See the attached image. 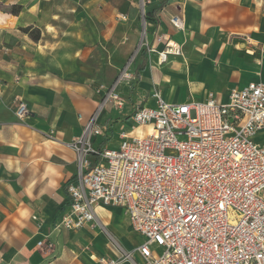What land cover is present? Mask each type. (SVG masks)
I'll return each mask as SVG.
<instances>
[{
	"label": "crops",
	"instance_id": "0c3cea01",
	"mask_svg": "<svg viewBox=\"0 0 264 264\" xmlns=\"http://www.w3.org/2000/svg\"><path fill=\"white\" fill-rule=\"evenodd\" d=\"M139 2L0 0L6 7H21L18 15L0 12V264H84L78 259L87 262L86 250L81 248L88 244L96 250V264H101V258L122 257L116 254V246L132 251L144 242L127 212L118 207L96 208L97 222L83 230H53L71 203L67 186L77 179V154L69 144L80 137L104 96V91L87 84L85 62L99 45L119 41L121 16L138 30ZM144 3V40L163 46L164 41L158 43L149 33L152 29L165 42L182 45V55L160 64L158 53L163 47L153 52L148 66L137 65L138 94L133 102L127 98L132 112L124 117L113 113L106 119L104 110L98 124L105 131L96 144L117 147L121 133L132 130L133 111L138 106H155L153 95L158 91L170 104L204 101L209 92L224 103L232 89L264 83V0ZM176 16L183 21L181 30L171 23ZM10 17L15 20L8 26ZM26 29L39 30L38 39ZM192 43L204 48L185 50ZM181 73L202 93L191 91V96L178 97H173L171 89L164 93L161 83L177 85ZM22 102L29 115L20 120L16 110ZM256 140L264 145V130ZM130 235L138 239L136 245ZM40 241H52L62 254L67 253L56 259L55 246L43 249ZM120 264L144 263L134 253L132 260Z\"/></svg>",
	"mask_w": 264,
	"mask_h": 264
},
{
	"label": "built area",
	"instance_id": "2783aa9c",
	"mask_svg": "<svg viewBox=\"0 0 264 264\" xmlns=\"http://www.w3.org/2000/svg\"><path fill=\"white\" fill-rule=\"evenodd\" d=\"M181 21L171 23L181 30ZM158 55L167 63L182 55V45L169 40ZM133 79L128 69L120 82ZM116 87L69 144L77 179L53 230H83L97 222L96 208L118 207L144 239L134 250L144 264H264V145L256 140L264 130V83L232 89L224 103L209 92L204 101L170 104L156 92V105L138 106L132 130L109 147L96 144L105 131L98 119L110 104L124 106ZM28 115L20 103L16 116ZM134 253L100 263L120 264Z\"/></svg>",
	"mask_w": 264,
	"mask_h": 264
},
{
	"label": "rangeland",
	"instance_id": "374dc122",
	"mask_svg": "<svg viewBox=\"0 0 264 264\" xmlns=\"http://www.w3.org/2000/svg\"><path fill=\"white\" fill-rule=\"evenodd\" d=\"M139 6H140V14L138 18V30L135 28H132L129 20H117L119 25V35L120 39L116 43H109L105 46L99 45L97 49L92 51L89 60L85 62L86 71L85 74L87 75V84L90 85L93 89L96 91H104L103 95L105 96L106 92L108 90L113 89L116 85V91L120 94V97L124 101V106L122 108H118L116 106H113L110 104L105 108L107 109L106 113V119L111 116V114L114 113V115H120L122 117L127 116L130 114L133 110V107H131V103L127 101V98L133 102V97L138 94L137 91V82L139 80V76L136 73L137 65L141 66L143 63L145 66H148L150 64V61L152 59L153 53L148 51V48H156L157 50L161 51L164 47L166 48L165 39L163 36L158 35L156 32H152V29H149V33L154 34L156 37V41L158 43L163 42V46L160 48L154 45H148L147 40H144V29H145V14H144V2L145 0H139ZM21 7L19 6H10L6 7L3 4L0 3V12L3 13H9L11 15H15L13 13H16L18 15V11ZM1 15V14H0ZM150 16V15H149ZM15 19L10 17L8 19V26L14 21ZM4 26V27H8ZM1 27V25H0ZM26 31H30V29H26ZM137 33L138 37L137 39L133 38V33ZM30 36L34 39L38 38L40 35L39 30L33 29L29 32ZM185 50L188 48H195L200 47L204 48V46H199L197 44H186ZM183 48V46H182ZM163 49V50H164ZM183 52V49H182ZM181 57V55H180ZM173 59V57H171ZM139 60V61H138ZM130 70L134 72V79L132 81H126L123 80L120 82V78L122 77L124 71ZM183 76H182V75ZM179 74L181 79H178L179 82L176 85H167L164 83H161V89L164 91V93H167V89H171V94L173 97H178L181 95H190L191 91L193 94L198 95L202 93V90L195 91L197 88L196 86H191L187 80V78H184L186 75L184 73ZM124 89L125 92L120 93V90ZM158 93L161 94L160 91ZM103 96V98H104ZM100 104H103V99ZM134 105V104H133ZM105 121V120H104ZM260 134V133H259ZM258 134V136H259ZM105 216H107V213H104ZM132 239V243L136 245L137 238L130 235L129 236ZM134 237V238H133ZM88 247V250H87ZM118 247V256L125 255V253H134V250L132 251H125L121 247ZM59 246L55 245L56 251H58V255L56 256V259L62 258L64 252L62 254V251H59ZM58 249V250H57ZM82 250H86V254L84 255V258L87 260V262L84 261V259L79 258L84 264H96V258L93 256V253L96 252L92 244H88L86 247L82 246ZM106 253L111 254L110 250H106ZM62 260V259H61ZM63 262H67L66 260H62ZM61 261V262H62Z\"/></svg>",
	"mask_w": 264,
	"mask_h": 264
},
{
	"label": "bare ground",
	"instance_id": "6f19581e",
	"mask_svg": "<svg viewBox=\"0 0 264 264\" xmlns=\"http://www.w3.org/2000/svg\"><path fill=\"white\" fill-rule=\"evenodd\" d=\"M179 26L181 27V29H183V21H181V24H179ZM177 50L175 49V54L177 55L178 52H176ZM174 54V53H173Z\"/></svg>",
	"mask_w": 264,
	"mask_h": 264
},
{
	"label": "trees",
	"instance_id": "16d2710c",
	"mask_svg": "<svg viewBox=\"0 0 264 264\" xmlns=\"http://www.w3.org/2000/svg\"><path fill=\"white\" fill-rule=\"evenodd\" d=\"M18 13H20V10L18 11ZM13 14H15V15H16V13H13ZM36 39H38V38H36Z\"/></svg>",
	"mask_w": 264,
	"mask_h": 264
}]
</instances>
